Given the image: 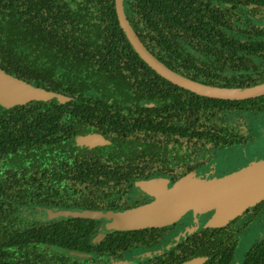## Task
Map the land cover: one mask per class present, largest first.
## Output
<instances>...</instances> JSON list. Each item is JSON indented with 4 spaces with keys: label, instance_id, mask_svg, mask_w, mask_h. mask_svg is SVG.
Segmentation results:
<instances>
[{
    "label": "trees",
    "instance_id": "16d2710c",
    "mask_svg": "<svg viewBox=\"0 0 264 264\" xmlns=\"http://www.w3.org/2000/svg\"><path fill=\"white\" fill-rule=\"evenodd\" d=\"M123 6L143 46L186 79L226 88L264 82V22L256 18L264 0H123ZM0 69L69 98L0 106V264H75L81 254H98L94 220L35 221L52 205H80L78 180H62L67 170L58 158L76 150L80 110L91 117L107 103L127 100L128 79L157 78L177 91H167L163 101L173 104L179 100L171 95L182 92L197 100V110L228 109L229 119L249 117L264 126V95L204 97L155 73L120 29L114 0H0ZM68 114L66 129L59 119Z\"/></svg>",
    "mask_w": 264,
    "mask_h": 264
},
{
    "label": "flooded vegetation",
    "instance_id": "af4514ba",
    "mask_svg": "<svg viewBox=\"0 0 264 264\" xmlns=\"http://www.w3.org/2000/svg\"><path fill=\"white\" fill-rule=\"evenodd\" d=\"M256 18L264 22V10ZM128 80L132 94L127 100L107 103L110 108L94 110L91 117L80 110L79 134L73 139L76 150L58 158L67 170L59 174L62 180L68 185L71 177L78 180L74 188L80 192L74 195L80 205H52L35 222L72 219L49 217L48 212L64 209L137 208L153 200L141 188L145 185L170 188L188 175L218 179L264 154V126L254 125L249 117L229 119L233 111L212 106L197 110V100L182 92L171 95L179 100L173 104L163 101L167 91H177L154 77ZM59 120L69 129V114ZM88 135L102 142L76 144V137ZM74 168L78 172L69 171ZM210 215L188 212L168 225L130 231L111 230L102 220L84 218L94 220L92 242L99 249L96 255L81 254L75 264H184L197 259L201 264H264V200L223 225L213 224Z\"/></svg>",
    "mask_w": 264,
    "mask_h": 264
},
{
    "label": "water",
    "instance_id": "95a60500",
    "mask_svg": "<svg viewBox=\"0 0 264 264\" xmlns=\"http://www.w3.org/2000/svg\"><path fill=\"white\" fill-rule=\"evenodd\" d=\"M118 25L126 39L141 60L155 73L169 82L197 95L222 100H245L264 95V82L249 87H218L197 83L186 79L167 68L141 43L129 24L123 0H114ZM56 98L61 104L69 100L66 96L42 88L33 87L24 81L7 75L0 69V106L9 109L23 106L32 101H50ZM97 135L78 136L77 145L92 146L101 143ZM152 195V202L128 210L89 211L64 209L49 213V217L59 220L69 218H92L102 220L111 230L130 231L149 227H159L176 222L182 215L209 214L215 225H223L246 209L264 200V154L228 175L211 180H202L188 175L178 180L172 187L162 183L141 187ZM202 260H192L184 264H201Z\"/></svg>",
    "mask_w": 264,
    "mask_h": 264
},
{
    "label": "rangeland",
    "instance_id": "374dc122",
    "mask_svg": "<svg viewBox=\"0 0 264 264\" xmlns=\"http://www.w3.org/2000/svg\"><path fill=\"white\" fill-rule=\"evenodd\" d=\"M21 215H22V217H26L27 218V214L24 211L21 212ZM29 219H30L29 223L32 222V219L31 218H29Z\"/></svg>",
    "mask_w": 264,
    "mask_h": 264
}]
</instances>
